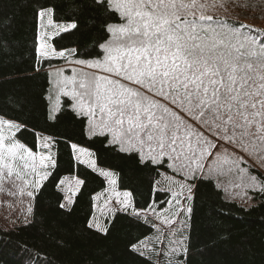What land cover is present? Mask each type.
<instances>
[{"label":"snow or ice","instance_id":"obj_1","mask_svg":"<svg viewBox=\"0 0 264 264\" xmlns=\"http://www.w3.org/2000/svg\"><path fill=\"white\" fill-rule=\"evenodd\" d=\"M89 6L99 13L102 34L83 49L57 45L79 30L83 5L75 3L68 19H57L55 7L40 0L34 11L37 64L64 62L49 73L46 120L54 125L70 113L80 125L78 137L62 141L71 171L56 181L66 193L59 207L70 211L94 175L103 187L91 196L81 234L107 237L123 213L152 233L128 245L144 264H187L195 185L186 181H214L225 192L239 181L236 188L264 193V29L239 19L264 18V10L257 0H90ZM221 10L237 19L216 16ZM24 131L31 144L21 138ZM97 143L155 173L152 191L166 185L171 198L138 208ZM60 144L0 112V186H9L7 195H26L28 214L58 168Z\"/></svg>","mask_w":264,"mask_h":264},{"label":"trees","instance_id":"obj_2","mask_svg":"<svg viewBox=\"0 0 264 264\" xmlns=\"http://www.w3.org/2000/svg\"><path fill=\"white\" fill-rule=\"evenodd\" d=\"M40 2L54 6L57 19H68L75 3L83 5L79 30L63 34V40L57 38L58 46L83 49L102 34L99 13L89 6L90 0ZM257 3L264 10V0ZM35 8L36 0H0V112L27 123L29 129L61 138L58 168L37 193L31 219L10 229L0 227V264H144L128 245L152 233L126 214L116 215L107 237L81 234V226L92 213L91 196L103 187L99 178L88 175L70 211L59 207L64 193L55 184L71 171L62 141L78 137L80 125L70 113L54 125L46 120L49 73L64 62L55 59L37 64ZM21 138L29 144L33 141L30 131H24ZM96 147L105 162L121 173L120 187L134 192L138 208L150 200L169 199V193L159 188L152 191L155 173L138 167L134 159L106 151L99 143ZM191 181L195 188L189 202L193 213L187 264H264V193L251 191L255 204L246 206L229 199L214 181Z\"/></svg>","mask_w":264,"mask_h":264},{"label":"rangeland","instance_id":"obj_3","mask_svg":"<svg viewBox=\"0 0 264 264\" xmlns=\"http://www.w3.org/2000/svg\"><path fill=\"white\" fill-rule=\"evenodd\" d=\"M228 15V18L237 19L235 14L225 11H216V16L224 17L225 15ZM240 21L246 24H255L258 28L264 29V18L261 19H253L252 16H241L239 17ZM259 38V37H258ZM58 60V59H57ZM63 65H57L51 68L50 72L57 67H61ZM66 74H70V72H66ZM177 180H181V176L175 177ZM160 179L162 180L163 177L161 176ZM239 181H234L232 184L227 185L228 191L225 192L227 197L229 199H233L237 201L240 204L251 206L255 204L253 197L251 195V191L253 189H246V188H236L235 183H238ZM186 183L194 184L191 180L186 181ZM195 185V184H194ZM157 188H159L161 191H165L166 185H158ZM195 188V187H194ZM193 188V192H194ZM223 189V188H222ZM16 190V189H12ZM224 190V189H223ZM9 191L8 185H2L0 186V227H3L5 229H10L15 227L17 224H20L22 222H27L31 219V214L27 213V207L30 204L29 198L25 196H20L17 191L16 196H10L7 195V192ZM64 193V192H63ZM169 193V192H167ZM66 195V193H64ZM171 198V195L169 193V199ZM31 206L33 207V201H31ZM157 247H160V245H157Z\"/></svg>","mask_w":264,"mask_h":264}]
</instances>
